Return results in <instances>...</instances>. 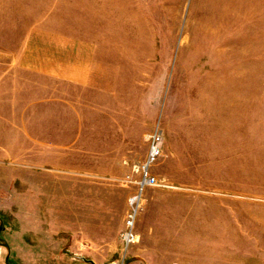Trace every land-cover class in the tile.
I'll list each match as a JSON object with an SVG mask.
<instances>
[{
    "label": "rangeland",
    "instance_id": "374dc122",
    "mask_svg": "<svg viewBox=\"0 0 264 264\" xmlns=\"http://www.w3.org/2000/svg\"><path fill=\"white\" fill-rule=\"evenodd\" d=\"M2 19L33 53L0 55V264H264V0H0ZM109 188L140 208L87 261Z\"/></svg>",
    "mask_w": 264,
    "mask_h": 264
},
{
    "label": "crops",
    "instance_id": "0c3cea01",
    "mask_svg": "<svg viewBox=\"0 0 264 264\" xmlns=\"http://www.w3.org/2000/svg\"><path fill=\"white\" fill-rule=\"evenodd\" d=\"M12 27L14 28V22L12 21H3L0 20V38L5 37L7 38V35L3 33V31L10 30ZM2 42V41H1ZM7 43V42H6ZM14 53H33V48L30 46V44H24L23 47L17 45V46H9V45H1L0 44V55L3 54H14ZM2 64L0 63V66ZM17 65L18 71L22 74L15 75V73H9L8 78L12 79H18L20 76L28 77L32 74V71L37 70L36 68H32L31 66L22 65L23 67H20V64L13 61V69H15V66ZM52 70V67L50 65V68H45V70ZM68 72V69L66 70ZM51 72V71H50ZM66 72V73H67ZM4 72L3 69H0V79L4 78ZM108 90H111L108 88ZM126 133V132H125ZM146 192V198L147 203L149 207H157L159 203H162L160 198L164 197L163 192H157V191H151L147 190ZM93 198V208H96L99 206L100 214H102V220L101 222L93 221L95 224L93 226L89 225L85 228V231L89 233V236L93 237L94 240L92 243L82 246L77 245L79 248V252L82 256H85L87 261H111L113 259V256L117 254V244L109 242V239L114 240L120 235L122 231V227H113L111 223L113 221L114 216H117L118 220L121 218L124 219V215L126 211L129 209V199L132 197V192L129 189L126 188H115V189H106L101 191L100 189L94 190V192L91 194ZM188 201V206H189ZM187 203L185 206H187ZM92 219H95V216H92ZM158 228L159 230L157 232H153L155 234L154 236H157L159 240L164 241L168 236L171 234L166 231L165 229ZM152 234V235H153ZM155 238V237H153ZM174 238H177L174 236Z\"/></svg>",
    "mask_w": 264,
    "mask_h": 264
},
{
    "label": "built area",
    "instance_id": "2783aa9c",
    "mask_svg": "<svg viewBox=\"0 0 264 264\" xmlns=\"http://www.w3.org/2000/svg\"><path fill=\"white\" fill-rule=\"evenodd\" d=\"M161 153H162V137L158 132H156L150 137V149L147 160L141 167H139V169L143 171V178L140 183L141 192H143L146 187L155 186L157 184V180L150 175L149 171L152 165L160 157ZM140 195L130 199V205L132 209H134V213H136L137 210L140 208V198H141ZM133 218H134L133 215H129L128 225L131 227H132V221H130V219L132 220ZM124 239L127 245H129L131 242L134 241L135 236L131 232H129L124 235Z\"/></svg>",
    "mask_w": 264,
    "mask_h": 264
}]
</instances>
